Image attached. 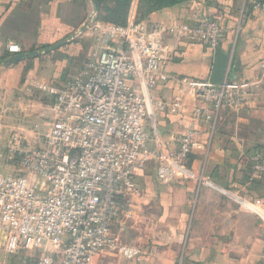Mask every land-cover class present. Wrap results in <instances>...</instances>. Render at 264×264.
<instances>
[{
  "label": "built area",
  "instance_id": "1",
  "mask_svg": "<svg viewBox=\"0 0 264 264\" xmlns=\"http://www.w3.org/2000/svg\"><path fill=\"white\" fill-rule=\"evenodd\" d=\"M256 12L264 13V0H245L236 33ZM167 31L212 53L229 32L209 14ZM86 32L96 56L63 83H32L49 99L51 118L10 131L5 147L15 172L0 179V237L8 255L42 252L28 264L140 261L139 247L125 240L132 206L143 195L136 171L154 165L161 186L178 174L190 177L197 127L212 137L221 112H238L261 82L226 79L212 87L169 74L162 30L141 21L116 26L93 12L75 36ZM6 51L9 57L21 52L17 45ZM259 71L264 74V58ZM158 89L168 96L155 95ZM189 98L200 105L192 107L188 128L160 132L157 116L182 113ZM262 177L264 161L254 154L249 178Z\"/></svg>",
  "mask_w": 264,
  "mask_h": 264
},
{
  "label": "crops",
  "instance_id": "2",
  "mask_svg": "<svg viewBox=\"0 0 264 264\" xmlns=\"http://www.w3.org/2000/svg\"><path fill=\"white\" fill-rule=\"evenodd\" d=\"M244 3L245 0L185 1L151 12L141 21L163 32L162 41L170 55L166 72L207 81L214 53L196 40L173 37L167 29L203 15H215L229 31L218 48L230 57L227 79L261 82L238 112H221L212 137L197 127L194 153L188 163L191 176L178 174L171 188L157 190L163 193L162 201L170 200L168 197L175 200L173 206L164 208L162 220L166 226L162 224L160 237L151 247L145 241L138 243L140 261L123 264H264V177L249 178L250 157L258 154L264 161V74L259 71L264 58V13L251 14L236 33ZM93 12L96 13L92 0H0V62L8 54L7 45H17L20 54L42 52L0 65V179L15 172L5 150L10 131L51 118L49 99L32 83H63L76 74L82 62L96 56L95 43L87 32L75 36ZM58 44L61 46L44 53ZM74 61H78L75 66ZM160 92L168 96L166 90L159 89L155 95ZM197 105L198 100L189 98L182 113L158 115V127L172 134L184 131L189 126L191 109ZM155 172L152 164L136 172L142 189H152ZM148 191L136 202L148 199ZM253 199L257 200L254 204ZM136 213L133 204L126 234L130 227L140 226L134 225ZM126 234V242L136 245L131 241L137 240H127ZM4 245L2 236L0 264L7 260Z\"/></svg>",
  "mask_w": 264,
  "mask_h": 264
},
{
  "label": "rangeland",
  "instance_id": "3",
  "mask_svg": "<svg viewBox=\"0 0 264 264\" xmlns=\"http://www.w3.org/2000/svg\"><path fill=\"white\" fill-rule=\"evenodd\" d=\"M109 3L110 2L105 3V6L102 8V11L99 13V17L106 18L109 16L110 12H108V10L111 9L110 7L112 6V4H110V7H109ZM106 8L108 10H106ZM77 63H78V61H76V62L74 61L73 66L77 65ZM69 68H72L71 63L69 65ZM159 131L164 133L163 129L159 128ZM171 183L167 186H161V185H158L155 181L153 183L152 189L150 191H148V189H150V188H148L147 186L144 187V189H145V191H144V189H142V187L140 185V187L142 189V194L144 193L146 195V191H148L149 195H148V199H143L142 201H138V202L135 201L134 202V207L136 208V212H137L135 214L136 217L134 219V222H135L134 225L138 224L140 226L136 225L135 227H132V228L130 227L127 234L125 233L127 240L131 241L133 238L135 240H137L136 241L137 243L133 242L134 240H132L131 243H135L137 246H139L138 243L145 241L147 245H148V243H150L149 247H151L152 245H154L153 241L157 240V238L160 237V236H158L159 235L158 231L162 228V224H163L162 219L165 217L164 208H166V207L168 208L170 206H173L175 204V202H174L175 200L173 201V199H171V197H168V198H170V200H166V202L162 201L161 198H162L163 193H158L157 190H160L162 188H167V189L171 188V185H172ZM149 196H151V197H149ZM179 196L180 195L178 194L177 199L180 198ZM177 199H176V201H177ZM166 218H167V216H166ZM168 218L172 219V216H168ZM165 226L166 225H164V227ZM135 230H137V231H135ZM3 252L7 255L6 264L33 263V262L37 261L42 256L41 251H37L30 256L24 255L22 252L19 253L18 255H8L4 249H3ZM3 252H1V253H3ZM117 260H119L118 261L119 264H123L125 262V261L120 260L118 258L109 259L108 262H117Z\"/></svg>",
  "mask_w": 264,
  "mask_h": 264
},
{
  "label": "trees",
  "instance_id": "4",
  "mask_svg": "<svg viewBox=\"0 0 264 264\" xmlns=\"http://www.w3.org/2000/svg\"><path fill=\"white\" fill-rule=\"evenodd\" d=\"M97 19L99 21L109 23L116 26H126L132 22H140L144 20L151 12L159 11L164 8L173 7L178 4L176 0H92ZM106 2L112 4L111 9H107L109 18L99 17V13L105 6ZM4 59L9 58V55H4ZM230 80V79H229ZM203 81V80H197ZM137 172V171H136ZM136 174V173H135ZM21 253V252H20ZM24 255L30 256L35 252H22Z\"/></svg>",
  "mask_w": 264,
  "mask_h": 264
},
{
  "label": "water",
  "instance_id": "5",
  "mask_svg": "<svg viewBox=\"0 0 264 264\" xmlns=\"http://www.w3.org/2000/svg\"><path fill=\"white\" fill-rule=\"evenodd\" d=\"M178 3H182L185 1H191V0H176ZM61 44L56 45L55 47H50L46 50H44V53H47L49 51H52L56 47H60ZM42 53V52H41ZM40 52H32V53H21L12 55L11 57L5 59L4 61L0 62V65H6L11 63H16L18 61H21L23 59L29 58V57H35L41 54ZM230 64V57L228 53H224L221 50H216L214 53V58L212 62V69L211 74L209 76L208 82L212 87H218L223 83L224 80L228 78L229 74V67Z\"/></svg>",
  "mask_w": 264,
  "mask_h": 264
}]
</instances>
